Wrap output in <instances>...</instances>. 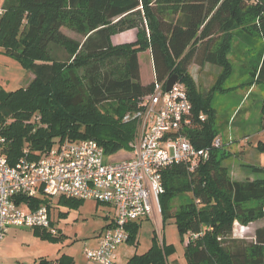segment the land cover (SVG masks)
Returning a JSON list of instances; mask_svg holds the SVG:
<instances>
[{
  "label": "trees",
  "instance_id": "1",
  "mask_svg": "<svg viewBox=\"0 0 264 264\" xmlns=\"http://www.w3.org/2000/svg\"><path fill=\"white\" fill-rule=\"evenodd\" d=\"M1 10L0 53L34 75L24 87H0L2 152L10 164L24 149L36 160L56 143L85 139L96 141L112 158H129L137 121L124 116L137 110L155 81L172 74L185 86L194 121L200 125L187 130L189 139L197 148L210 145L215 138L212 96L227 90L222 84L231 70L226 55L232 36L246 43L261 36V60L250 72L248 85H264V0H3ZM62 27L85 40L69 38ZM133 28L135 41L111 44V35ZM145 50L151 54L154 79L142 84L138 54ZM206 62L221 72L203 91L188 67ZM199 115L205 116L203 121ZM260 118L264 121V97ZM219 149L193 170L184 163L162 170V221L173 222L182 240L187 235V264H264V226L255 229L251 241L232 238L236 221L245 225L264 217V166H249L260 177L232 179L222 165L223 156L216 154ZM181 193L190 194L191 200L171 213L170 201ZM52 199L40 193L34 198L18 195L15 201L31 210L45 206L54 227ZM82 201L60 196L57 202L77 206ZM138 221L126 226L128 243L136 241ZM30 229L42 239H61L55 236L58 230L51 234L46 228ZM172 250L171 244L159 245L153 237L147 251L132 255L125 264H166ZM73 263L65 253L34 262Z\"/></svg>",
  "mask_w": 264,
  "mask_h": 264
},
{
  "label": "built area",
  "instance_id": "2",
  "mask_svg": "<svg viewBox=\"0 0 264 264\" xmlns=\"http://www.w3.org/2000/svg\"><path fill=\"white\" fill-rule=\"evenodd\" d=\"M167 79L155 81L137 110L124 116L126 121H137L129 158L106 162L103 147L85 139L56 143L36 160L24 149V155L10 164L2 152L4 138L0 135V242L10 226L57 233L50 227L45 206L31 210L16 203L18 195L90 200L111 206L113 216L96 245L84 247L83 256L98 264H116L117 250L128 240L126 226L150 217L159 207L164 192L162 170L181 163L193 170L223 145L220 137L205 147L197 148L191 142L187 130L197 123L186 88L177 80L167 91ZM198 118L203 121L205 116Z\"/></svg>",
  "mask_w": 264,
  "mask_h": 264
},
{
  "label": "rangeland",
  "instance_id": "3",
  "mask_svg": "<svg viewBox=\"0 0 264 264\" xmlns=\"http://www.w3.org/2000/svg\"><path fill=\"white\" fill-rule=\"evenodd\" d=\"M2 2L3 0H0V9ZM247 17L249 15H246L244 19ZM118 19H114L113 22L118 21ZM133 29L137 32V28ZM239 30L240 27L232 30L231 33L235 34ZM61 31L77 42L83 43L85 40L84 35L67 27H62ZM122 34L124 33L118 32L111 35V44L119 45L113 43ZM250 41L246 43L240 40L238 36L231 37L230 48L226 55L231 70L222 84V87L227 90L215 92L211 102L214 109V136L220 137L223 143L216 154L223 156L222 165L230 169L232 174L230 176L235 180L262 176L253 172L247 163L264 165V121H259L264 85L255 82L253 90L246 93V88L250 87L248 85L251 81L250 72L258 67L261 60L259 51L263 41L261 36L257 35L252 37ZM138 60L142 81H150L154 74L151 54L147 50L140 52ZM195 67L198 68L194 65ZM211 69L215 81L218 73L221 72V68L216 66L211 67ZM33 77L34 75L23 69L18 62L0 53V87L7 90H13L20 86L24 87ZM200 86L204 87V84L200 83ZM208 87H204L203 91H207ZM196 128L199 129L200 125L194 124L191 127V129ZM259 142H261V148H257ZM242 143L245 145L244 153L239 151V148L243 147ZM117 160L119 158L105 156L106 162ZM59 197L56 196L52 199L50 216L54 228L60 231L55 236H60L61 239L58 241L42 239L35 235L30 228L10 226L6 231L4 245H1L0 260H34L39 256L54 257L61 253L70 254L77 259L84 257L82 253L84 247L92 245L94 236L103 229L107 222L108 217L106 216H112L113 208L107 204L90 200H84L77 206H67L58 204ZM190 200L188 193L176 195L170 201V212H175L180 205H185ZM60 212L64 214L60 215ZM159 215L161 216L160 205L149 218L138 221L139 228L136 241L128 243L127 254L121 256V262L127 260V257L132 254H141L147 251L152 244V238L155 237L159 245L161 242L165 245H172L173 250L168 254L167 260H181V264H183L182 260H186L184 245L187 241V235H184L182 240L174 223L163 222ZM261 226H264V217L245 225L236 221L232 238L251 241L255 229Z\"/></svg>",
  "mask_w": 264,
  "mask_h": 264
},
{
  "label": "crops",
  "instance_id": "4",
  "mask_svg": "<svg viewBox=\"0 0 264 264\" xmlns=\"http://www.w3.org/2000/svg\"><path fill=\"white\" fill-rule=\"evenodd\" d=\"M121 33H124L122 34V36H118L116 35V39L114 40L115 42L113 44H121V43H128V42H133L135 41L136 39V30L134 29H129V30H126L124 32H121ZM112 38V37H111ZM149 51V50H147ZM150 53V51H149ZM139 61V60H138ZM194 65H196L198 68H194ZM216 67L217 65L215 64H212V63H203L202 65H197V64H194L192 63L189 67H188V71L189 73L191 74V76L194 78L195 82H196V85L198 86V88L200 90H203L204 87H208V86H212L213 84H211L213 81H214V77H213V74L211 71H213L211 69V67ZM219 67V66H217ZM209 68H210V71H209ZM139 69H140V63H139ZM216 69V68H215ZM220 74V72L218 73ZM154 79V74H153V78L148 81V82H144L142 81L141 79V70H140V81L142 84H147V83H150L152 82ZM200 83L201 84H204V87L200 86ZM255 86V84H253L252 86L246 88V93L250 92L253 90V87ZM202 87V89H201ZM210 87H208L209 89ZM263 100V99H262ZM261 106V105H260ZM260 111V110H259ZM259 121H261V118H260V115H259ZM264 128V127H263ZM262 128V129H263ZM261 129V128H260ZM260 129H258V132H260ZM243 147L242 148H239V151H241V153H244V149H245V145L244 143H242ZM248 167L249 166H264V165H261L260 163L258 164H251V163H247ZM229 172H230V169H229ZM230 175H232L230 173ZM248 178V177H246ZM250 178V177H249ZM113 216V214H112ZM111 217H109V215H107L106 217H108L107 219V222L105 224V226L103 227V229L109 224L110 220H111ZM160 216V215H159ZM161 217V216H160ZM149 218V217H148ZM145 219V218H144ZM103 229L101 231H98L96 233V235L94 236L93 238V243L92 245H90V247H93L96 245L97 243V239H98V236L99 234L103 231ZM8 231V230H7ZM7 235V232L4 236V238L1 240L2 242L0 243V249H1V245H4V239ZM128 247V242H126L125 244H122L118 250H117V260H116V264H125L126 261L134 254L130 255L129 257H127V260H124L123 262H121V256H124V254H127V248ZM126 250V251H125ZM67 254V253H65ZM70 255V254H68ZM72 256V255H71ZM40 257V256H39ZM73 259H74V263L73 264H98L97 262H93V261H90V260H87L86 258H75L74 256H72ZM38 258V257H37ZM35 258L34 260H0V264H34L35 260L37 259ZM183 264H187L186 260H182ZM166 264H181V260H166Z\"/></svg>",
  "mask_w": 264,
  "mask_h": 264
},
{
  "label": "water",
  "instance_id": "5",
  "mask_svg": "<svg viewBox=\"0 0 264 264\" xmlns=\"http://www.w3.org/2000/svg\"><path fill=\"white\" fill-rule=\"evenodd\" d=\"M178 77L176 74H172L166 81L165 89L168 91L171 89L173 84L177 81Z\"/></svg>",
  "mask_w": 264,
  "mask_h": 264
}]
</instances>
